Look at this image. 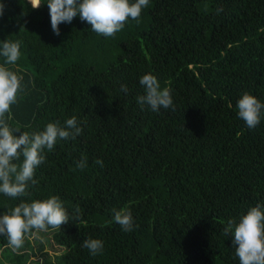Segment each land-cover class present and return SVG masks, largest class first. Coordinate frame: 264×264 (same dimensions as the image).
Segmentation results:
<instances>
[{
	"label": "trees",
	"instance_id": "1",
	"mask_svg": "<svg viewBox=\"0 0 264 264\" xmlns=\"http://www.w3.org/2000/svg\"><path fill=\"white\" fill-rule=\"evenodd\" d=\"M0 5V39L22 53L10 66L24 90L9 125L38 131L76 116L82 127L46 153L23 198L0 194V214L56 195L79 218L33 230L19 250L0 236V264H41L39 254L44 264H239L224 228L264 202V121L250 130L235 107L245 92L264 100V0H150L113 37L79 16L55 35L46 3ZM147 73L171 89L175 110L136 103ZM120 208L133 231L112 222ZM86 238L103 252L90 255ZM45 241L63 249L55 260Z\"/></svg>",
	"mask_w": 264,
	"mask_h": 264
},
{
	"label": "clouds",
	"instance_id": "2",
	"mask_svg": "<svg viewBox=\"0 0 264 264\" xmlns=\"http://www.w3.org/2000/svg\"><path fill=\"white\" fill-rule=\"evenodd\" d=\"M46 3L49 9L50 24L55 35L60 34V25L70 24L79 16L86 21L91 30L104 37H113L121 31L128 20H138L142 10L150 0H31L33 8ZM2 13V5H0ZM19 40L0 39V194L17 199L23 198L31 186L37 184L36 169L44 163L46 153L54 150L60 141L76 139L82 127L76 116L47 123L42 130L20 131L6 120L11 118V107L18 102L24 90L23 76L10 66L17 65L21 58ZM143 94L136 97V103L147 107L151 112L161 109L175 110L171 89L162 86L156 75L144 74L139 79ZM120 91L129 93L127 84H121ZM237 115L248 129H255L264 121V100L249 92L243 93L236 102ZM19 133V134H18ZM86 158L77 167L86 166ZM96 163L103 166L102 160ZM62 200L52 195L48 198L21 202L10 211L0 214V236H5L13 250L21 249L25 237L33 230L47 231L61 228L72 218ZM112 222L118 224L123 232L135 228L132 212L127 208L113 209ZM224 233L231 235L234 255L239 264H264V202L251 206L238 218L228 220ZM82 247L92 256L103 252L104 242L99 238H86Z\"/></svg>",
	"mask_w": 264,
	"mask_h": 264
},
{
	"label": "rangeland",
	"instance_id": "3",
	"mask_svg": "<svg viewBox=\"0 0 264 264\" xmlns=\"http://www.w3.org/2000/svg\"><path fill=\"white\" fill-rule=\"evenodd\" d=\"M50 235V234H49ZM63 251V249L56 245L53 241H45V248L43 250L44 254H47V257L51 260H55L56 259V254L61 253ZM42 255L39 254L36 258H40L41 260V264H44L43 259H42Z\"/></svg>",
	"mask_w": 264,
	"mask_h": 264
},
{
	"label": "bare ground",
	"instance_id": "4",
	"mask_svg": "<svg viewBox=\"0 0 264 264\" xmlns=\"http://www.w3.org/2000/svg\"><path fill=\"white\" fill-rule=\"evenodd\" d=\"M31 1V0H30ZM238 42V41H237ZM226 262V261H225ZM225 264H228V263H225Z\"/></svg>",
	"mask_w": 264,
	"mask_h": 264
}]
</instances>
